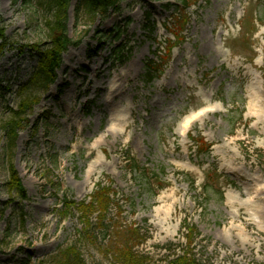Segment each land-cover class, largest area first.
Listing matches in <instances>:
<instances>
[{
    "label": "rangeland",
    "instance_id": "1",
    "mask_svg": "<svg viewBox=\"0 0 264 264\" xmlns=\"http://www.w3.org/2000/svg\"><path fill=\"white\" fill-rule=\"evenodd\" d=\"M72 2L67 35L81 42L18 135L13 163L28 195L19 202L5 188L2 124L48 43L47 14L37 0H0V264H51L72 244L86 264H127L115 231L131 227L137 264H171L187 251L184 221L198 231L196 264H264V0H198L169 57L178 0H119L94 23L77 20ZM148 61L163 63L149 81ZM197 137L210 154L197 153ZM213 168L219 178L205 193ZM97 183L113 191L105 226L95 213L83 236L80 212L62 217V201L90 202Z\"/></svg>",
    "mask_w": 264,
    "mask_h": 264
},
{
    "label": "trees",
    "instance_id": "2",
    "mask_svg": "<svg viewBox=\"0 0 264 264\" xmlns=\"http://www.w3.org/2000/svg\"><path fill=\"white\" fill-rule=\"evenodd\" d=\"M162 1V0H160ZM71 0H37V5L42 8L46 14L45 29L47 31L48 43L44 45L43 49H37L38 62L33 71L29 81L22 88L20 102L15 110L8 109V117L2 124V130L6 138V146L4 148V159L6 160V166L8 171V179L5 183V188L8 194L13 195L19 202L28 200L27 191L22 184V180L14 166L13 160L15 157V150L17 147V138L19 133L27 128L28 116L33 111L34 106L38 105L41 101L43 94H46L50 87L56 82L57 71L62 63V55L69 49V47H77L81 40L73 41L67 35V23H68V9ZM180 7H177V13L172 16V27L168 29L173 36V39H169L166 45V54L169 57L172 49L182 41V33L188 22L187 9L192 5H195L198 0H179ZM110 11H119V0H79V4L75 9V17L77 20L81 16H85L89 22L94 23L97 18L105 20ZM255 18L250 19V24L255 25ZM119 36V34L117 35ZM179 41V42H178ZM7 47V39L5 35V28L3 25V19L0 15V57L3 55ZM119 58L123 59L125 56L120 55ZM163 63L156 64L154 61H148L146 63V76L147 80H151L154 74L162 73ZM195 145L199 154H208L209 145L204 142L200 137L196 140ZM130 165L133 170L140 171L137 162L134 159L129 158ZM153 175H156L152 173ZM146 177L147 185L150 188L151 181ZM207 182L215 184L214 174L206 176ZM160 188L163 186L157 183ZM210 186V187H209ZM204 191L207 193V188L213 185L206 184ZM113 191L110 185L105 186L101 183H97V186L92 193L90 202L81 201L75 203L73 201L64 198L62 201L63 209H61L62 217L66 218L72 214V210L80 212V220L83 224L82 235L89 236L90 229L93 225L91 217L93 214L98 213V227L104 228L102 224L104 217L107 214L109 204L111 202V195ZM221 195V194H220ZM21 218L23 213H20ZM23 224V221H21ZM182 228L186 231V249L182 256L177 257L171 264H196L195 260L189 257L190 247L192 246L195 237L198 235L197 229L190 225L187 221H184ZM123 234L118 230L115 231V235L123 236L121 244L120 256L125 260L127 264H137V257L134 256L130 243L133 242L137 236L138 229L129 228ZM51 264H86L83 256L77 246L74 244L61 249L56 255L50 258Z\"/></svg>",
    "mask_w": 264,
    "mask_h": 264
},
{
    "label": "bare ground",
    "instance_id": "3",
    "mask_svg": "<svg viewBox=\"0 0 264 264\" xmlns=\"http://www.w3.org/2000/svg\"><path fill=\"white\" fill-rule=\"evenodd\" d=\"M74 4V0H73V2H72V5ZM2 64L3 65H5L6 64V60H4L3 62H2ZM117 78H118V80H122V79H125L126 78V75L125 74H121V73H119L118 75H117ZM262 107L264 108V103L262 104ZM263 108L261 109V111H262V114H264V110H263ZM260 115V114H259ZM189 119H191V118H189ZM264 120V119H263Z\"/></svg>",
    "mask_w": 264,
    "mask_h": 264
}]
</instances>
